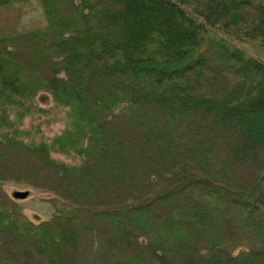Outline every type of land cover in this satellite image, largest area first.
Masks as SVG:
<instances>
[{"label": "trees", "instance_id": "trees-1", "mask_svg": "<svg viewBox=\"0 0 264 264\" xmlns=\"http://www.w3.org/2000/svg\"><path fill=\"white\" fill-rule=\"evenodd\" d=\"M39 1L0 34V264H264V0ZM37 97L68 123L28 142Z\"/></svg>", "mask_w": 264, "mask_h": 264}, {"label": "rangeland", "instance_id": "rangeland-1", "mask_svg": "<svg viewBox=\"0 0 264 264\" xmlns=\"http://www.w3.org/2000/svg\"><path fill=\"white\" fill-rule=\"evenodd\" d=\"M45 23L39 0H8L0 3V34L11 35L42 27ZM244 46L253 53L261 51L246 44ZM9 122L14 129L22 131L25 141H50L66 128L67 109L55 104L51 99L49 101L37 97L33 110L20 118L11 112ZM4 187L9 197L16 191L27 192V196L18 199L16 203L30 221L41 223L53 218L56 209L52 191L15 180L4 181Z\"/></svg>", "mask_w": 264, "mask_h": 264}, {"label": "water", "instance_id": "water-1", "mask_svg": "<svg viewBox=\"0 0 264 264\" xmlns=\"http://www.w3.org/2000/svg\"><path fill=\"white\" fill-rule=\"evenodd\" d=\"M21 198L27 196V192H20V194H18Z\"/></svg>", "mask_w": 264, "mask_h": 264}]
</instances>
